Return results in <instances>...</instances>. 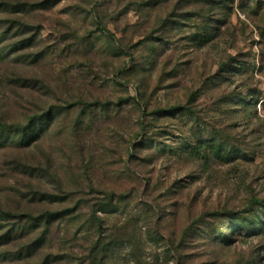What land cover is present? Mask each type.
<instances>
[{
  "label": "rangeland",
  "instance_id": "1",
  "mask_svg": "<svg viewBox=\"0 0 264 264\" xmlns=\"http://www.w3.org/2000/svg\"><path fill=\"white\" fill-rule=\"evenodd\" d=\"M1 126L0 264H264V0H0Z\"/></svg>",
  "mask_w": 264,
  "mask_h": 264
},
{
  "label": "trees",
  "instance_id": "2",
  "mask_svg": "<svg viewBox=\"0 0 264 264\" xmlns=\"http://www.w3.org/2000/svg\"><path fill=\"white\" fill-rule=\"evenodd\" d=\"M99 27L101 28V30L105 33H108V35L111 36L110 32H107L105 28L102 27V23L101 21L98 23ZM113 38V37H112ZM211 38H208L206 40H203L201 41L200 43L201 44H206L210 41ZM2 127V126H1ZM33 128V132L36 131V129L34 128L33 125L29 124L27 126H23V127H20V129L18 130H21L23 132H25V134H29V130ZM17 130V131H18ZM8 131L5 128L2 127V129H0V150L1 149H4L6 147H9V146H13L14 144L11 143L8 139H6V135H7ZM14 133V132H13ZM0 217L4 220V221H7V222H12V221H21L23 219L22 216H19V215H16L10 211H1L0 212ZM50 222V219L46 220V224H48ZM92 264V263H91ZM95 264V262L93 263Z\"/></svg>",
  "mask_w": 264,
  "mask_h": 264
}]
</instances>
